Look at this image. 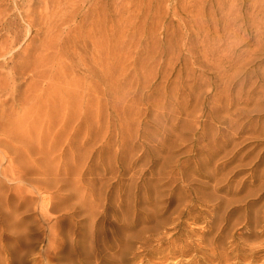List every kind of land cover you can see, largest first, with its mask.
Returning <instances> with one entry per match:
<instances>
[{
    "label": "rangeland",
    "instance_id": "obj_1",
    "mask_svg": "<svg viewBox=\"0 0 264 264\" xmlns=\"http://www.w3.org/2000/svg\"><path fill=\"white\" fill-rule=\"evenodd\" d=\"M44 2L0 0V264H264V0Z\"/></svg>",
    "mask_w": 264,
    "mask_h": 264
},
{
    "label": "bare ground",
    "instance_id": "obj_2",
    "mask_svg": "<svg viewBox=\"0 0 264 264\" xmlns=\"http://www.w3.org/2000/svg\"><path fill=\"white\" fill-rule=\"evenodd\" d=\"M47 2H48V0H47ZM47 2H46V3H47ZM56 2H57V1H56ZM41 3H42V2H41ZM44 3H45V2H44ZM46 3H45V4H46ZM57 3H58V2H57ZM47 4H48V3H47ZM47 4H46V5H47ZM49 4H52V2L49 1ZM50 6H51V5H50ZM44 8H45V7H44ZM48 8H49V7H48ZM46 9H47V8H46ZM51 9H52V8H51ZM46 12H47V11H46ZM50 13H51V12H50ZM47 14H48V12H47ZM83 66H84V65H83ZM81 69H82V68H81ZM87 70H88V69H87ZM51 87H52V86H51ZM48 88H49V86H48ZM41 98H42V97H41ZM57 102H58V101H57ZM37 182H38V181H37ZM39 183H40V181L38 182V184H39ZM42 188H43V187H42ZM48 192H49V191H48ZM43 193H44V192H43ZM47 200H48V199H47ZM49 219H50V218H49ZM49 222H50V221H49ZM49 237H50V236H49ZM48 239H49V238H48ZM47 249H48V248H47ZM1 250H2V249H1ZM2 251H3V250H2ZM5 252H6V251H5ZM2 253H3V252H2ZM4 255H5V254H4ZM2 257H3V256H2ZM0 259H2V258H0ZM2 260H3V259H2ZM11 260H13V259H11ZM15 260H16V258H15ZM2 262H3V261H2ZM5 262H6V261H5ZM5 262H4V263H5ZM7 264H8V262H7Z\"/></svg>",
    "mask_w": 264,
    "mask_h": 264
}]
</instances>
